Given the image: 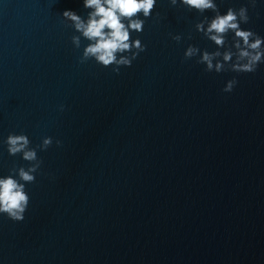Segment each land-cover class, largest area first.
<instances>
[{
  "label": "water",
  "instance_id": "95a60500",
  "mask_svg": "<svg viewBox=\"0 0 264 264\" xmlns=\"http://www.w3.org/2000/svg\"><path fill=\"white\" fill-rule=\"evenodd\" d=\"M215 2L247 6L241 27L264 36V0ZM66 9L90 11L0 0V175L31 163L8 153L9 133L42 160L24 220L0 214V264H264V63L205 71L184 52L217 49L195 29L215 13L157 0L131 33L146 50L116 73L80 63L88 41L73 45Z\"/></svg>",
  "mask_w": 264,
  "mask_h": 264
},
{
  "label": "clouds",
  "instance_id": "9594fccd",
  "mask_svg": "<svg viewBox=\"0 0 264 264\" xmlns=\"http://www.w3.org/2000/svg\"><path fill=\"white\" fill-rule=\"evenodd\" d=\"M188 9H195L199 13L211 10L214 16L204 18L195 24V29L217 45L214 51L200 49L189 44L184 52L185 59L198 57L197 63L206 65L205 71L231 70L233 72H255L260 63H264V36L259 35L250 28H242L241 24L249 22L248 7L239 9L228 7L221 14L215 0H179ZM254 8L256 0H248ZM175 6L178 0H170ZM157 0H83V7L89 9L84 18L74 10L66 9L62 16L70 21L75 32L72 35L73 45L79 49L82 38L88 43L84 45L80 63L94 59L104 67L112 66L114 72L119 73L120 66H131L139 54L146 50V45L139 37L132 39L133 31H143L145 19L152 15ZM234 33L231 42L227 34ZM191 36H189V39ZM180 42V34L172 36ZM224 50L221 51L220 49ZM222 57V59H219ZM238 80L233 77L225 84L223 91L231 92ZM63 110V105L60 106ZM10 155L22 154L25 161L31 162L27 168L24 166L11 168L10 174L0 175V214L7 215L13 221L24 220V214L30 203V196L26 191V184L36 180L42 160L38 157L36 148L30 147L31 141L24 133H9L6 140ZM53 143V138L45 136L37 147L46 150ZM62 142L57 139L56 144Z\"/></svg>",
  "mask_w": 264,
  "mask_h": 264
}]
</instances>
